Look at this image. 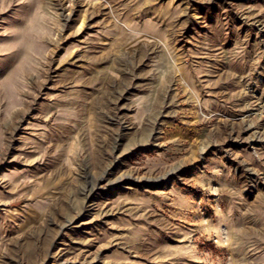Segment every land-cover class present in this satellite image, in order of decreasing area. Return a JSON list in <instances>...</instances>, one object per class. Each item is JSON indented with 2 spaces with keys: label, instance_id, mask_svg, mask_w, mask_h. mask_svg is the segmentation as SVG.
Instances as JSON below:
<instances>
[{
  "label": "rangeland",
  "instance_id": "374dc122",
  "mask_svg": "<svg viewBox=\"0 0 264 264\" xmlns=\"http://www.w3.org/2000/svg\"><path fill=\"white\" fill-rule=\"evenodd\" d=\"M0 264H264V0H0Z\"/></svg>",
  "mask_w": 264,
  "mask_h": 264
}]
</instances>
